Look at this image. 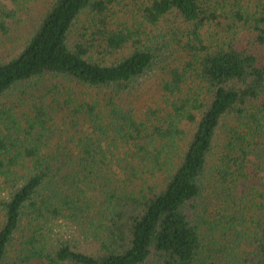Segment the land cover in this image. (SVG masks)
I'll return each instance as SVG.
<instances>
[{
  "label": "trees",
  "instance_id": "1",
  "mask_svg": "<svg viewBox=\"0 0 264 264\" xmlns=\"http://www.w3.org/2000/svg\"><path fill=\"white\" fill-rule=\"evenodd\" d=\"M37 1L0 0V97L56 89L0 105V264H264V181L242 216L229 192L264 142V0H50L30 26ZM153 69L138 115L124 95Z\"/></svg>",
  "mask_w": 264,
  "mask_h": 264
},
{
  "label": "rangeland",
  "instance_id": "2",
  "mask_svg": "<svg viewBox=\"0 0 264 264\" xmlns=\"http://www.w3.org/2000/svg\"><path fill=\"white\" fill-rule=\"evenodd\" d=\"M49 1L50 0H38L37 2H35L30 14L27 15L26 24L31 26L39 18L42 11L47 7ZM116 9L127 10V5L122 1L121 3L116 5ZM118 12L119 14H123L120 11ZM80 20L81 18L76 21V25L72 27V30L69 35L70 41H73L79 37V32H81L80 28L86 22V18H84L83 21ZM179 24L180 22L177 18H175L174 16H167L161 20V24L157 28H155V32H166L170 27H175ZM23 27L24 25L17 28L16 34L18 36H22ZM161 76V72L158 69H153L148 72V74L143 78V84H141V87H139V89L137 88L134 90L132 97H129V94L124 95L125 105L128 107L130 106V108H134L138 115H141L147 107L155 108L157 105H161ZM52 84L53 83L49 80L44 79L38 82L37 84L34 83L33 87L27 89V91L25 90V88L17 86L13 90L7 92L5 95L0 97V105L12 107L17 112L29 113L34 103H41L39 98L42 94L47 95V101H45V104L55 102L54 99H56V89H51ZM51 114L56 115L55 119L52 121L56 125L61 127L62 113L56 110L55 112H51ZM78 129L81 131L89 132V128L87 125H79ZM118 148L120 150L122 149L121 144H118ZM249 159L250 161L247 162L248 168L245 169L246 172L249 174V177L247 178L246 182H244L247 183L246 186H243L241 182V180H243L242 177H240L241 180L239 181L236 180L237 178H235L234 182L231 184L233 190L229 191L230 193H242L243 196H247L240 200L238 199V204H240L237 207H233L230 203L231 212L235 211L234 214L237 212L241 214V216L244 213H250L251 211L255 210H251V205L254 204L255 201L252 202L253 198L250 197L251 190L254 189V185L252 188H250V182H254V180H258V178L264 181V142L261 143L253 153H250ZM211 186L212 187L208 191H206V195L204 197V204L210 203V205L212 206H218L220 203H225L227 199L225 197V194L222 192L221 187L219 186V182L217 183L218 187H215L213 182L211 183ZM246 187H248L249 189H246ZM246 206L248 210H242V207Z\"/></svg>",
  "mask_w": 264,
  "mask_h": 264
}]
</instances>
